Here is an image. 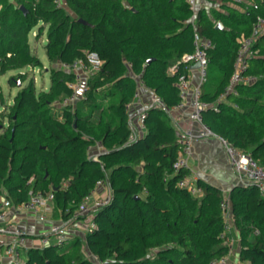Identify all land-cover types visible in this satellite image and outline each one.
<instances>
[{"label": "trees", "instance_id": "16d2710c", "mask_svg": "<svg viewBox=\"0 0 264 264\" xmlns=\"http://www.w3.org/2000/svg\"><path fill=\"white\" fill-rule=\"evenodd\" d=\"M206 1L220 5L208 12L199 7L191 22L187 0H61L60 6L54 0H0V76L40 65L29 45L35 28L34 40L45 34L49 63L69 64L86 51L102 60L74 108L51 112L54 101L72 93V74L55 69L49 89L38 96L32 82L22 87L9 114H1L7 125L0 123V189L13 204L26 201L29 192L52 191L54 215L67 220L98 181L108 184L109 202L94 211L95 227L83 240L102 264H209L225 256V196L239 239L236 262L264 264V197L257 189L236 185L223 194L198 179L201 193L192 196L177 186L188 172L173 169L178 135L167 110L180 104L177 78L187 71L181 64L172 75L167 70L193 52L194 31L212 43L200 96L211 107L202 112L203 123L264 166V35L244 71L256 80L237 86L238 96L218 99L241 41L264 18V0L237 6ZM217 22L223 30L215 29ZM139 83L167 110H147L145 131L130 141L127 106ZM97 145L102 152L93 160ZM69 241L64 249L26 250L24 264H90L81 236Z\"/></svg>", "mask_w": 264, "mask_h": 264}, {"label": "built area", "instance_id": "2783aa9c", "mask_svg": "<svg viewBox=\"0 0 264 264\" xmlns=\"http://www.w3.org/2000/svg\"><path fill=\"white\" fill-rule=\"evenodd\" d=\"M232 4L240 5L245 3V0H229ZM56 6L61 5V0H54ZM189 8L192 12L191 22L194 21L197 9L196 0H187ZM33 32V37L35 36ZM264 35V18L258 17L253 23L250 33L241 41L236 58L233 64V73L228 80V84L224 87L219 95V100H224L228 96H238L237 86L251 84L256 80V77L245 75L248 64V59L257 55V51L253 50L255 42ZM193 52L185 54L180 61L171 66L167 72L172 75L177 65L181 64L186 74H181L177 78V88L181 97V102L177 106L167 110L162 99L153 91L149 90V104L142 110H133L132 103L127 106L129 113L128 127L130 130V141H134L139 135L145 131L144 120L147 110L158 108L167 110V112H179L185 104L188 108V120L192 124L189 128L183 129L178 136L177 143L179 150L176 161L173 164L174 172L186 170L188 173L183 175L177 182V186L186 190L192 196H198L201 189L197 186V177L189 168V160L193 156V144L203 139H216L225 151L228 163L233 171L237 185L254 186L259 195L264 197V166L259 165L248 153L242 152L234 148L229 142L219 138L214 134L202 121L201 114L204 110L211 107L210 104L201 101V86L205 83L208 72V57L207 53L212 48V43L209 39L200 36L196 31L193 32ZM198 67L193 69V65ZM59 69L72 74L73 80L68 84L72 91L71 95L64 98L61 103L63 106L71 105L77 97V93L84 91L86 82L89 78L98 74L102 67V60L98 54L93 51L84 52L82 58L76 59L69 64L60 63ZM196 72V80L192 85L190 72ZM138 88H144L143 84L139 83ZM137 88V91H138ZM135 94L136 100L138 99ZM213 106V105H212ZM234 108H238L233 104ZM180 116L174 121L177 123ZM102 152L100 145L96 146V153L91 156L93 160H97L98 155ZM31 179L29 180V182ZM67 183H63L65 188ZM103 187V181H98L92 189L81 201L78 206L77 214L79 216H89L90 222L87 224L86 234L92 231L95 227L92 216L96 209L105 206L109 202L110 194L104 197H96L98 190ZM54 196L52 191L29 192L28 199L24 202L13 204L9 199L5 198L0 189V237L3 240V258L9 264H24L21 262L23 253L31 248L42 249L46 246H54L62 248L74 235L75 231L83 228L76 221L74 225H67L64 221H50L51 206ZM220 210L223 218V227L220 238L228 248V253L209 264H228L231 257L236 253L235 246L239 244V239L233 229L232 214L230 203L225 196L220 202ZM35 224L42 226L39 231L30 233L26 231L21 224ZM46 226V227H44ZM29 239L36 241L30 243ZM91 257L98 263L102 264L94 255Z\"/></svg>", "mask_w": 264, "mask_h": 264}, {"label": "rangeland", "instance_id": "374dc122", "mask_svg": "<svg viewBox=\"0 0 264 264\" xmlns=\"http://www.w3.org/2000/svg\"><path fill=\"white\" fill-rule=\"evenodd\" d=\"M34 31H36V28L34 29ZM33 32L29 35V45L32 53L36 56V58L40 62V65L35 68L26 67L20 71H7L6 73L0 76V123L2 125H7L8 121L6 118H3L1 114H4V116L9 114L8 106L12 104L14 96L16 95L17 92L21 90L22 87L26 86L29 82H32L35 96H38L42 91H47L49 89V85H50L49 77L51 71L55 69L56 70L59 69L58 63H49V61L46 58L45 50H44V45L46 42L45 34H43V36L38 40H34ZM10 79L13 80V82H15L13 86H11L8 83ZM22 79L24 80L22 81ZM17 82L21 83L20 86H17L16 84ZM137 92H138L137 93L138 99H140L143 102V106H138V108L134 107L132 109L142 110L149 104L150 93L148 92V90L145 93L144 89L142 88H138ZM76 96L77 97L75 98V100L71 103V106L73 108L75 107L77 102L82 98L83 94L82 92H80L77 93ZM143 96L145 97L144 100L142 99ZM50 107H51V112L57 115L59 114L60 109L64 106L61 103V101H54L50 105ZM94 152H96V148H94ZM100 190L102 191L103 196H106V194H110V188L106 182H103V187L100 188ZM57 217H58L57 221L67 222V225L69 226L72 224L74 225L76 221H78L83 226L82 230L78 229V231L74 232V234L80 233V236L82 238L83 245H81L82 246L81 253L86 260L91 262L90 264H100L91 257V254L87 250L86 245L84 246L83 240L86 236L85 228L87 224L90 222L89 216H85V215L79 216L76 211L74 215L67 220H64L60 214ZM70 244L71 241H68L61 249L69 247ZM236 250H238V247L235 246V251ZM1 261L2 262H0V264H9V262L6 260H1ZM21 262H24V260H21ZM233 263L238 264L239 262L238 261L236 262V260H229L228 262V264H233Z\"/></svg>", "mask_w": 264, "mask_h": 264}, {"label": "crops", "instance_id": "0c3cea01", "mask_svg": "<svg viewBox=\"0 0 264 264\" xmlns=\"http://www.w3.org/2000/svg\"><path fill=\"white\" fill-rule=\"evenodd\" d=\"M196 1H197V5L199 7L205 8L207 12L211 8H218L220 5L219 1H212V2L211 1L208 2L206 0H196ZM249 1L251 0H245L246 3H248ZM227 4H230L232 6H237L235 4H232L230 1ZM188 75L191 77V82L193 85L194 81L196 80V72L194 71L190 72ZM142 89H144L145 93L147 90L149 92V89L145 87ZM142 99L144 100L145 97L143 96ZM138 106H143V102L140 99L135 100L132 103L131 108L134 107L138 108ZM168 114H171L168 116H170L171 124L175 128L176 134L178 136L183 129L189 128L192 125L188 120V108L186 104L185 106H183V108L180 109L179 112L171 111ZM178 116H180L181 118L176 123L174 119ZM189 168L197 177V179L209 183L213 186H216L221 190L223 194H227L232 187L237 185L233 171L228 163L225 151L223 150L222 146L219 144V142L216 139H212V138L203 139L193 144V156L189 160ZM95 196L101 198L104 197L100 189L98 190ZM55 215L53 210L51 209L49 220L57 221L58 217H56ZM21 225L26 231L30 233L35 232V230L39 231L42 229V226H38L35 224L22 223ZM73 236L74 237L80 236V233H75ZM31 242L36 243L35 240L32 239L31 241V239H29L28 244H30ZM2 252H3V240L0 237V262H2L1 260H4ZM237 252L238 251L236 250V253ZM230 260H237V258L236 256H233L230 258Z\"/></svg>", "mask_w": 264, "mask_h": 264}, {"label": "water", "instance_id": "95a60500", "mask_svg": "<svg viewBox=\"0 0 264 264\" xmlns=\"http://www.w3.org/2000/svg\"><path fill=\"white\" fill-rule=\"evenodd\" d=\"M21 9H23V8H21ZM78 22H80V23H82V24H85V23H84L83 21H81V20H78ZM215 29L223 30V26L221 25V23L217 22V23L215 24ZM192 67H193V69H196V68L198 67V65L195 64V65H193ZM17 86H20V83H19V82H17Z\"/></svg>", "mask_w": 264, "mask_h": 264}]
</instances>
